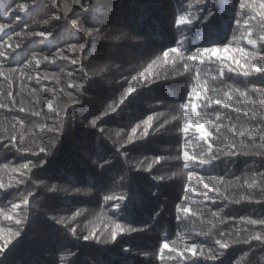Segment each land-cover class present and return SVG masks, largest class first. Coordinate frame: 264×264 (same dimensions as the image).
<instances>
[{
    "label": "trees",
    "instance_id": "trees-1",
    "mask_svg": "<svg viewBox=\"0 0 264 264\" xmlns=\"http://www.w3.org/2000/svg\"><path fill=\"white\" fill-rule=\"evenodd\" d=\"M10 2L11 0H0V14L4 13L5 6ZM18 2L32 4V0ZM37 2L40 7L24 14L30 31L46 30L54 35L48 39L38 36L26 39L22 49L13 57L16 61L8 65L9 67H15L17 62L23 64L33 53L39 54L38 58L43 55L51 56L58 48L65 49V55L72 57L68 45L83 42L82 34L78 36L75 30L70 29V22L63 19L49 20L57 13L55 8L50 9L49 0ZM189 3L193 6L191 12L195 14L197 0H94L90 12L77 13V16L83 15L89 24L93 23V20L103 21L102 24L94 26L109 30L103 39L98 38L89 48L84 57V71L91 76L94 68L102 67L106 63L120 64L119 70L111 68L110 74L103 76L102 80L97 78L100 80V86L90 89L87 93L88 103L86 108L81 110L82 114L85 111L88 114H98V111L105 110L107 104L116 100L126 86L124 77L131 80L133 75L147 68L157 56H160V60L153 65L151 71L165 77V81L149 86L153 90L151 93L149 89L140 90L139 95L130 97L118 113L103 118V122L96 129L86 128L82 122L83 116L78 113L75 126L64 138L55 158L50 159L43 168L31 171L24 169V164L30 160L35 161L32 153L21 149L32 148L35 151L33 141L42 146L51 141V137L46 134L47 130L40 127L41 124L49 122L44 119L49 112L44 106V101L53 99V108L57 102H62L60 97L63 94L59 93V89L67 88L70 83L67 73H73L72 79H79V62L72 65L71 59H57L54 63L42 60L39 66H29L28 71L31 74L37 71L41 74L45 71L58 74L62 80L60 84L54 79L24 81L16 74L9 75V79L13 81L10 85L0 77V98L9 105L0 108V136L4 137L0 139V184L3 185L0 188V234L4 239L9 238L7 229L14 222L8 221L6 217L12 214V205L21 203L24 198H29L31 210L38 213L42 220L39 225L33 220L28 235L13 245L2 258L4 264H61V256L64 258L63 264H160L159 244L165 237L169 241L177 240L178 246L183 247L185 242L211 244L220 238L221 232H231L234 238L237 231L244 236L250 232L261 231V226L249 223L250 220H264V176L258 175L264 173V160L260 157H241L235 163L222 160L215 163L211 170L202 171L200 174L206 178L222 177L223 182L218 186L230 199L212 194L216 197L213 203L198 193L189 192L188 207L191 211L187 214L181 211L179 215L182 222L176 220L175 206L184 196L183 185L187 182V173L183 171L182 161L177 162L174 159L183 139L182 134L178 132V123L182 124L183 112H180L178 121H173L171 117L177 115V106L186 96L187 90L195 84L194 77L197 72L202 83L207 81L208 96L215 92L217 98L223 99V94L229 92L231 100H243L248 110L246 116L243 112L237 113L235 107L226 108L223 104L217 105L213 101L201 103L196 114H199L203 121L209 122L205 124L206 131L215 136L218 128L239 143L241 133L245 137L254 134L259 142V132L252 133V130L264 129V124L260 123L261 114H264V78L258 74L253 73L248 78L228 74L223 78L214 79L219 77L221 66L214 58L203 63L195 62L190 66V71H185L177 58L179 75H173L177 67L172 65V54L168 58L171 66L165 68L162 53L168 47L177 46V41L180 42L181 48L189 52L196 47H210L214 43L223 44L230 41L232 48L246 47L249 51L252 50L251 46L240 40L242 32L246 29L234 31L239 0H216L214 15L208 21L175 28V16L181 14L178 9L182 8L187 12ZM260 3L261 0H245V18L254 17L251 26L256 36L264 35V18L259 15ZM69 16L77 18L73 17L71 12ZM46 20H49V23L45 24ZM0 23L10 21L0 19ZM129 24L138 31L141 38L131 41L137 43L138 48L117 49L116 45L126 43L121 34L128 31ZM241 24L243 25V21ZM23 27L24 24L19 25L16 31ZM3 35L0 33V36ZM234 37L236 39H233ZM15 42L12 41L13 44ZM106 46H113L112 51L124 54L134 51L135 57H130L124 63L120 60L108 61L103 58V54L108 51ZM230 55L240 58L237 53ZM32 88L37 89L35 96L31 93ZM52 88L57 89L56 97H53L50 91H42ZM237 88L240 89L239 92L234 91ZM9 91L13 94L11 100L8 98ZM158 98H163L165 107L156 106ZM21 108L41 111L42 116L36 117L31 111H20ZM253 110L257 113L256 116L252 115ZM159 112H169L168 116L159 119L160 124L164 123V119L169 123L163 129H159V124H156L149 129L145 137L143 122L149 115H153L155 123L157 117L154 114ZM137 125L140 127L133 134L132 128ZM13 135L15 145L10 140ZM129 137H132L131 142ZM21 140L24 141L23 144L20 143ZM117 149L121 151L117 152ZM193 149L199 152L200 146L197 144L190 147V154ZM123 153L127 154V160L124 159ZM98 156L101 157L99 163H93ZM156 156L164 157L165 163L153 164V169L149 172L148 165L153 163ZM105 160L112 163L100 169L99 164ZM129 167L131 183L128 182ZM157 175L166 177L165 181L158 185L152 180V177ZM121 177L124 178L123 184L120 182ZM245 180L249 181L247 186H244ZM229 181L231 186L225 188ZM53 186H56V189L50 191ZM157 190L155 196L149 194L150 191ZM121 193L129 195V200L123 206L119 217L121 223H131L134 227L150 224V230L125 234L114 244L97 245L93 241L84 242L82 235L90 234L93 229H96L97 235L104 233L105 236H110L113 225L105 215L102 197ZM241 195L249 196L250 200L241 201ZM108 207L110 208V205ZM156 212H160V215L153 220L152 216ZM209 220L212 224L208 223ZM65 224L75 227L81 239L77 240L68 235ZM105 224L108 225L107 230ZM2 242L0 240V243ZM129 246L132 248L131 253L122 251ZM232 248L222 264H246L244 252L248 250L247 247ZM256 259L259 260V254ZM194 260L203 261L199 250L195 256L186 252L182 257L173 254L171 260L168 259V250H165L166 264H192Z\"/></svg>",
    "mask_w": 264,
    "mask_h": 264
},
{
    "label": "snow or ice",
    "instance_id": "snow-or-ice-1",
    "mask_svg": "<svg viewBox=\"0 0 264 264\" xmlns=\"http://www.w3.org/2000/svg\"><path fill=\"white\" fill-rule=\"evenodd\" d=\"M94 0H49L50 9L55 8L57 13L55 16L50 17L49 20H61L70 22V29L75 30V33L80 36L82 43L68 45V50L72 53V57L65 55V49H57L55 53L51 56L43 55L42 58H38L39 54L33 53L30 58L24 61L23 64L16 63L15 67H9L14 63L13 57L18 54V50L22 49L23 42L29 37H40L42 39H48L54 35L53 32L41 30L37 32L30 31L29 26L25 21L24 14L32 11L34 8L40 7L37 0H32V4L26 2H18V0H11V2L5 6L4 13L0 14V19H6L10 23H0V77H3L11 85L12 80L9 79V75L15 76L19 74V77L24 81H31L33 79L37 81L54 79L57 84L62 83L60 76L56 73H49L45 71L41 74L37 71L35 74H31L28 69L31 65L39 66L43 61L48 63H54L57 59L69 60L71 59L72 65H77L79 62V79H72L73 73H67L70 78V83L67 88H60L59 93L63 95L60 97V101L57 102L56 107L53 108L54 100L47 99L44 101V106L49 109V112L44 119L49 121L48 123L41 124V129H46V134L51 137V141L46 145L42 146L40 143L33 141L35 151L32 148H23L21 151L30 152L34 157V161H29L23 165L24 169L31 171L32 169L43 168L48 164L50 159L55 158L60 146L63 143L64 138L69 134L72 127L75 126L77 119V114L83 116L82 122L85 123L86 128L96 129L103 122V118L108 117L112 114L118 113L119 110L127 103L129 98H133L139 95L140 90L149 89L150 93L153 91L149 86H152L160 81H165V77L157 75L152 72L151 69L153 65L160 60V56L152 60L148 64L147 68L143 71H139L136 75L131 77V80L126 81V86L123 87L122 92L116 100L107 104L105 110L98 111V114H88L86 111L82 114V109L86 108L88 103L87 93L90 89L99 87L100 80L103 76L110 74L109 70L111 68H116L119 70L120 64L106 63L102 67L94 68L92 75L90 76L84 71V57L88 53L89 48L97 42V39H103L108 29L102 27H95V24H102L103 21L93 20L94 22L89 24L86 22V18L77 13L90 12L93 9ZM197 11L195 14L191 12L192 4H188V11L178 9L181 14L175 16L174 26L175 28H180L181 26H190L193 23L199 22L204 23L209 20L214 15L213 8L216 6V0H197ZM247 7L245 0H239L238 9L235 12V29L241 30L246 29L242 32L240 40L246 42L248 46H251V51L246 47L232 48L231 41L229 43L217 44L214 43L210 47H196L192 51H188L185 48L179 46L180 42L177 41V46L166 48L163 53L164 66L165 68L170 67L168 58L170 54L173 56L172 65H176L177 70L173 72V75H179L177 58H179V63L183 64L185 71H190V66L195 62L203 63L205 60H213L220 62L219 77H214V79L223 78L228 74H234L235 76H243L245 78L250 77L253 73L258 74L261 78H264V35L256 36L255 32L251 26L252 18H245L244 9ZM259 15L264 18V0L260 3ZM83 10V11H81ZM73 17L70 18L69 13ZM201 16L203 19H201ZM14 17V19H13ZM46 20L44 23H49ZM243 21V25L241 24ZM24 24V27L20 31H16V27ZM11 33V35H9ZM255 37V38H254ZM121 38L126 41L122 45H116L119 48H129L137 49L138 44L132 43L131 41L141 39L138 31L133 28L130 24L128 25V31L121 34ZM233 39H236L235 37ZM12 41H16L14 44ZM108 51L103 54V58L108 61L120 60L121 63L126 62L130 57H135V52H129L127 54L121 53L119 51H112L113 46H106ZM230 53H237L240 58L236 55H230ZM244 61L243 63L241 61ZM122 74V73H121ZM100 80H97V78ZM195 79V84L189 88L186 92V96L183 97L182 102L177 106V115L171 117L173 121H178L180 112H183L182 124L178 123V132L182 134V142L178 146V154L174 157L177 162L183 164V171L187 173V182L183 185L184 196L181 198V202L176 204V220L182 222V218L179 213L182 211L185 214L191 211L188 207L189 195L188 193H198L205 199L215 203L216 197L212 194H219L220 196H225L226 199H230L226 196L225 192L221 191L218 186L223 182L222 177L210 176L205 177L200 174L202 171L211 170V167L220 161H231L235 163L241 157H260L264 160V129H253L252 133L259 132V142L256 140L254 134H250L245 137L241 133V138L239 143L236 142L234 138H229L228 135L221 132L218 128L213 136L212 133L206 131L205 124L208 121H203V118L197 113L198 107L201 103H206L208 101H213L217 105L223 104L226 108H233L237 113L243 112L244 115H248L247 104L243 100H231V94L225 92L223 94V99L217 98L215 92L211 96L206 94V89L208 88L207 81L203 83L200 80L199 72H197ZM26 86V85H25ZM2 87V86H0ZM254 91H262V89H253ZM45 92H51L53 97L58 95L57 89H42ZM234 91L239 92L240 89H235ZM31 93L35 96L37 94V89L32 88ZM12 92H8L9 100L12 99ZM244 95V93H241ZM0 97H2V92H0ZM66 97V99H64ZM264 103V101H262ZM3 99L0 98V108L8 107ZM158 107H165L163 98L157 99ZM171 109V105L168 106ZM20 111L28 112L31 111L34 116L41 117V111L35 109L21 108ZM196 114V115H193ZM157 119L154 123V116L149 115L147 119L143 122V135L146 137L149 133V129L153 128L156 124H159V129H163L166 124L169 123L167 119H164V123L160 124L159 119H163L169 115V112H159L154 114ZM252 115L256 116L257 113L253 110ZM262 118L260 120L261 124H264V114H261ZM203 121V122H202ZM140 126L132 128V133L137 132V128ZM100 132L103 133V129L100 128ZM233 133V137H234ZM0 136V139H3ZM13 145H15L14 135L10 137ZM132 137H129V142H131ZM21 144L24 143L23 140L20 141ZM199 145V152L192 150L190 154V147L194 145ZM117 149V152H120ZM124 159L127 160V154L123 153ZM101 157H97V160L93 163H99ZM109 160H105L102 164H99L100 169H103L105 165L111 164ZM165 163V158L162 156H156L152 164L148 165V170L151 172L153 169V164L161 165ZM173 175H176L173 173ZM258 175L264 176V173H259ZM166 179L163 175L153 176L152 180L158 185L160 182H164ZM121 184L124 183V178L121 177ZM128 182L131 183V167L128 169ZM249 181L245 180L244 186H247ZM195 184V186H194ZM203 186L202 188L200 186ZM231 186V182L225 184V188ZM3 185L0 184V188ZM239 187V185H237ZM56 186H53L50 191H54ZM157 191H150L151 196H155ZM30 196L32 194H29ZM103 207L105 208V215L112 222V227L110 230V236H105L104 233L97 235L96 229H93L90 234L82 235V240L84 242L93 241L97 245H108L114 244L118 241V238L123 237L125 234H131L134 232H145L149 231L150 224H145L143 227H134L131 223H121L119 218L122 214L123 206L129 200V195L123 193L119 195H103ZM241 201L250 200L249 196L241 195L239 197ZM110 205V208L108 207ZM29 198H24L21 203L13 204V212L8 215L6 219L10 222H14L12 226L7 229L8 239H4L3 235L0 234V264H4L3 257L7 254L10 248L20 242L26 235H28L30 228L32 227L33 220L39 225L42 220L38 213L31 210ZM163 210V205H161V211ZM160 215V212H156L152 219ZM212 224V221H208ZM250 224L261 226V231L250 232L246 236L242 235L240 231L235 232L233 238V233L228 232L220 233V238L215 239L211 244L208 243H196V242H185L183 247L178 246L177 240L169 241L166 237L162 239L159 244L158 260L160 264H166L165 262V250H168V259L173 258V254H179L180 257L186 253H192L194 256L199 250V255L203 257V261L194 260L192 264H222L223 259L227 256L230 251L233 250L232 246L238 248L247 247V251L244 252V257L246 258V264H264V220H250ZM64 227L68 230V235L74 239H81V236L77 235V229L75 227H69L65 224ZM105 229H108V225H104ZM2 231V230H0ZM201 235H207L206 233H201ZM227 236V238H225ZM255 245V246H254ZM123 252L131 253L132 248L125 247L122 249ZM257 254H259V260L256 259ZM75 255V254H73ZM144 255H148L144 253ZM63 256L60 257L61 264H63ZM71 264V262H69Z\"/></svg>",
    "mask_w": 264,
    "mask_h": 264
}]
</instances>
